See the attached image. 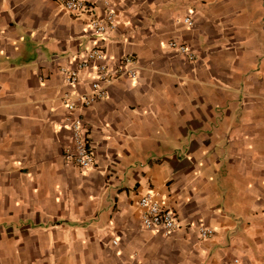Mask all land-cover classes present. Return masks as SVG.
<instances>
[{"label":"crops","instance_id":"obj_1","mask_svg":"<svg viewBox=\"0 0 264 264\" xmlns=\"http://www.w3.org/2000/svg\"><path fill=\"white\" fill-rule=\"evenodd\" d=\"M84 1L97 17L108 2L115 30L0 0V264H264V0ZM94 47L133 58L136 78L78 112L97 162L83 171L63 162L62 98L95 72L69 87L59 68ZM147 192L178 230L143 229Z\"/></svg>","mask_w":264,"mask_h":264},{"label":"built area","instance_id":"obj_2","mask_svg":"<svg viewBox=\"0 0 264 264\" xmlns=\"http://www.w3.org/2000/svg\"><path fill=\"white\" fill-rule=\"evenodd\" d=\"M58 7L71 16L88 14V31L92 36L103 37L116 28L115 11L108 2L102 17H97L84 0H54ZM184 23L191 25L189 19ZM168 48L189 62L196 60V55L189 47L176 39L168 42ZM134 60L130 56L122 57L118 63L112 65L108 55L101 47H94L76 63L74 67L61 66L59 73L64 83L69 87H76L80 83L83 71H94L95 78L91 81L90 91L77 94L74 100L68 95L62 98V105L66 108L65 124L70 132V144L63 149L62 157L65 164H72L80 170L95 169L97 162L89 142V136L83 119L78 113L80 109L90 107L108 95V86L122 79H135ZM141 208V225L146 231L160 232L169 235L181 227L179 217L170 209L163 207L151 192L144 194L139 200ZM201 239H210L214 231L203 225L198 226Z\"/></svg>","mask_w":264,"mask_h":264}]
</instances>
